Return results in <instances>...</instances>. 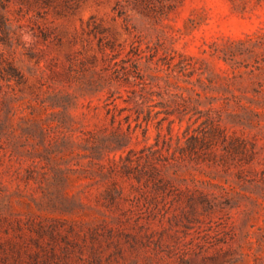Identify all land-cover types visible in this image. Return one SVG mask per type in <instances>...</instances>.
<instances>
[{
  "label": "rangeland",
  "instance_id": "1",
  "mask_svg": "<svg viewBox=\"0 0 264 264\" xmlns=\"http://www.w3.org/2000/svg\"><path fill=\"white\" fill-rule=\"evenodd\" d=\"M0 264H264V0H0Z\"/></svg>",
  "mask_w": 264,
  "mask_h": 264
}]
</instances>
